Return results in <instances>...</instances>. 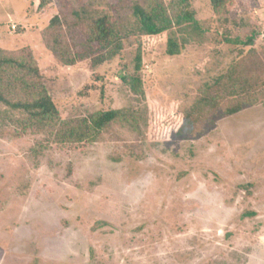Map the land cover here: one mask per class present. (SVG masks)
I'll return each instance as SVG.
<instances>
[{
    "label": "rangeland",
    "instance_id": "rangeland-1",
    "mask_svg": "<svg viewBox=\"0 0 264 264\" xmlns=\"http://www.w3.org/2000/svg\"><path fill=\"white\" fill-rule=\"evenodd\" d=\"M133 1L0 0V51L39 69L62 122L59 132L26 130L24 115L2 108L0 264H264V98L233 116L235 99L214 98L219 77L248 70L253 51L264 59V0H224L217 11L188 0L197 28L132 37L100 66H65L49 50L55 16L88 12L63 31L78 55L90 17L130 18ZM157 1L171 18L185 6ZM252 34L255 50L242 44ZM169 38L179 55L167 54ZM34 78L16 70L6 82L27 94ZM109 110L130 124L95 143H60Z\"/></svg>",
    "mask_w": 264,
    "mask_h": 264
},
{
    "label": "trees",
    "instance_id": "trees-1",
    "mask_svg": "<svg viewBox=\"0 0 264 264\" xmlns=\"http://www.w3.org/2000/svg\"><path fill=\"white\" fill-rule=\"evenodd\" d=\"M39 8L43 9L51 4L52 0H38ZM213 9L217 11L224 4V0H210ZM181 4L185 6L171 18L166 9L154 0L149 7H144L139 0H134L130 5L132 16L123 17L114 21L112 16L104 14L98 18L92 19L89 23L91 28L88 35V51L81 54H72L73 47L66 45L63 38V31L74 30L84 21L89 20L86 10L73 11L72 18L55 16L48 26V32L53 36V40L48 45L49 50L58 57L65 66H74L80 61L91 59L94 66H100L116 58L123 51L124 41L132 37L148 36L161 37L165 32L173 30L176 27H198L195 12L190 8L188 0H182ZM90 14V13H89ZM184 33V29H183ZM256 34L249 36L243 41L245 47L254 49ZM189 42L188 38L183 41V45ZM181 48L176 39L169 38L167 54L177 56ZM264 59L256 55L253 51L249 59H245V68L241 74L229 71L219 77L215 83L214 90L216 99L230 100L235 99L236 103L226 109V114L233 116L241 112L247 105L254 106L264 98V77L262 78L261 63ZM141 57H137V68L140 69ZM258 65V66H257ZM19 70L20 72L34 75L35 82L32 86H25L24 90H30L26 93H19L16 89H21L17 84L6 82L9 75ZM41 74L37 67L30 64L18 62L10 58L3 51H0V121L5 122L3 107H8L14 112L24 115L25 129L36 131L51 132L60 131L59 123L61 118L59 111L42 86ZM123 82L130 84L135 91L139 89L140 80L132 77L123 76ZM39 86L38 90L37 86ZM16 91L13 95L12 93ZM37 93V94H36ZM12 96V97H10ZM212 101H214L212 99ZM212 105V104H211ZM214 105V104H213ZM212 105V107H213ZM130 124V119L120 110H109L93 114L90 122L83 129L70 131L69 134L63 132V140L60 143H95L108 128L119 121ZM68 135V136H67Z\"/></svg>",
    "mask_w": 264,
    "mask_h": 264
}]
</instances>
